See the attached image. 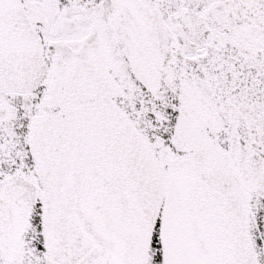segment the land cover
I'll return each mask as SVG.
<instances>
[{
    "label": "snow or ice",
    "instance_id": "snow-or-ice-1",
    "mask_svg": "<svg viewBox=\"0 0 264 264\" xmlns=\"http://www.w3.org/2000/svg\"><path fill=\"white\" fill-rule=\"evenodd\" d=\"M0 264H264V0H0Z\"/></svg>",
    "mask_w": 264,
    "mask_h": 264
}]
</instances>
